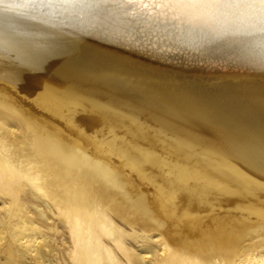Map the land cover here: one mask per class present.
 Here are the masks:
<instances>
[{
	"label": "bare ground",
	"instance_id": "bare-ground-1",
	"mask_svg": "<svg viewBox=\"0 0 264 264\" xmlns=\"http://www.w3.org/2000/svg\"><path fill=\"white\" fill-rule=\"evenodd\" d=\"M261 27L227 7L0 4V264H74L79 241L109 264H262Z\"/></svg>",
	"mask_w": 264,
	"mask_h": 264
},
{
	"label": "rangeland",
	"instance_id": "rangeland-1",
	"mask_svg": "<svg viewBox=\"0 0 264 264\" xmlns=\"http://www.w3.org/2000/svg\"><path fill=\"white\" fill-rule=\"evenodd\" d=\"M1 31H6L5 33L8 34V35H6V37L8 36L7 40H9V41L11 40V42H15L16 41L18 43V42H20V40H22V38H20L19 35H16L11 30H5V29L1 28ZM12 39H13V41H12ZM100 62L103 63L106 66V62H104L102 60H100ZM108 80H111L109 82H113V83L115 82L114 79H112V78H110ZM0 86H1V84H0ZM1 87H0V93L2 91H4L3 89H1ZM208 91H210V90H208ZM105 96L108 98L107 94ZM14 167L17 169V172H16V175L13 176V178L11 180V183H12V185H17L16 187H18L19 190L16 192L17 196H13L12 195V196L9 197L10 200L8 199V201H10V206H11L10 209H9L10 212H9V215H8L10 217L13 215V212L15 211L16 205L18 204V202H21V201L26 202V203L29 202V200L27 199V197H28L27 195L28 194L23 196V193H22L23 190L22 189L25 188L26 185H34L33 182L36 181L37 179L32 177V173H36V171L38 169V165H37V161L35 162L33 160H30V161H26V162H24V161L18 162V163L15 164ZM0 173H1V169H0ZM3 180H4L3 177L0 175V184H2L4 182ZM0 194H1V192H0ZM58 217L59 216L53 215L52 218H51L56 225H58V221H59ZM98 217H99V214L96 213L95 218L97 219ZM11 219H12V217H11ZM69 220L70 219L68 217L66 219L67 225H69ZM12 223H16V220L13 221ZM8 226H9L8 223L7 224L6 223L3 224L1 226V231L0 232L7 231L8 230ZM15 229H17V228H15ZM14 231L18 233V230H14ZM24 233H25V236H26L27 239H32L33 236H35L37 238V242L39 240L41 241L43 239V236L40 235L38 232H35L33 234L31 232L29 233L28 231H24ZM69 233H70V235L73 234L75 237H77V235H75V232H73V231L70 232L69 231ZM84 241H86V240L82 239V243ZM6 243L11 244L12 246H15V243L10 238L9 239L7 238ZM70 252H71V254H74V256H75V257H73L74 264H102V263L103 264H109L107 261L105 262L106 253L104 251L101 254H98L97 252H93V253L88 254V253H86V251L83 248V246L80 245V241H79V246H77L76 249H74V250H72ZM168 257H169V254L161 257V262L160 263L161 264H165L164 260L167 259ZM148 258L149 257H147L146 259H148ZM239 264H261V259L258 256L255 257V258H248L245 261L240 260ZM262 264H264V261L262 262Z\"/></svg>",
	"mask_w": 264,
	"mask_h": 264
},
{
	"label": "snow or ice",
	"instance_id": "snow-or-ice-1",
	"mask_svg": "<svg viewBox=\"0 0 264 264\" xmlns=\"http://www.w3.org/2000/svg\"><path fill=\"white\" fill-rule=\"evenodd\" d=\"M16 3L17 0H11ZM92 0H23L25 5H34L44 8L80 7L91 3ZM124 3H139L145 5V0H123ZM5 0H0V4ZM147 3L155 4L157 7L179 6L187 8H237L249 10L262 26L264 31V0H147Z\"/></svg>",
	"mask_w": 264,
	"mask_h": 264
}]
</instances>
